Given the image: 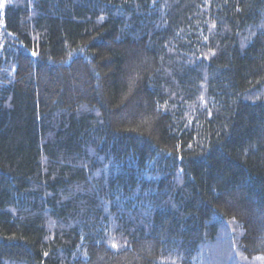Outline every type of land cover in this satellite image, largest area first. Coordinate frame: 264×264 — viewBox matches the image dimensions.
Instances as JSON below:
<instances>
[{
  "label": "trees",
  "instance_id": "16d2710c",
  "mask_svg": "<svg viewBox=\"0 0 264 264\" xmlns=\"http://www.w3.org/2000/svg\"><path fill=\"white\" fill-rule=\"evenodd\" d=\"M0 264H264V0H0Z\"/></svg>",
  "mask_w": 264,
  "mask_h": 264
}]
</instances>
